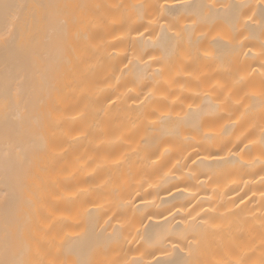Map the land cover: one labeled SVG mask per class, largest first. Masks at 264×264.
Masks as SVG:
<instances>
[{
    "label": "bare ground",
    "instance_id": "6f19581e",
    "mask_svg": "<svg viewBox=\"0 0 264 264\" xmlns=\"http://www.w3.org/2000/svg\"><path fill=\"white\" fill-rule=\"evenodd\" d=\"M0 264H264V0H0Z\"/></svg>",
    "mask_w": 264,
    "mask_h": 264
}]
</instances>
